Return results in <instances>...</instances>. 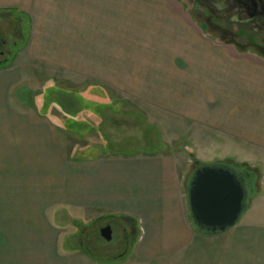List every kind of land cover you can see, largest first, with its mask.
<instances>
[{"label": "crops", "instance_id": "1", "mask_svg": "<svg viewBox=\"0 0 264 264\" xmlns=\"http://www.w3.org/2000/svg\"><path fill=\"white\" fill-rule=\"evenodd\" d=\"M195 8L189 0H0L1 13L28 18L23 44L0 70V103H24L31 71L40 70L32 65L36 60L47 65L43 69L92 72L91 96L79 94L83 104L76 99L80 109L59 104L57 113L39 112L27 99V110H0V144L21 150L14 166L27 168L19 196L1 209L11 217L5 222L10 233L0 238V264H129L97 261L65 245L47 218L58 206L81 219L125 215L126 227L137 232L131 238L134 264L159 254L148 247L181 249L210 239L195 231L189 216L191 145L176 146L170 135L189 136L200 150L214 137L225 150L247 152L237 163L254 167L257 185L243 223L238 220L235 234L224 231L211 241L222 254L239 251L242 228L253 250L264 255V57L218 42L208 18L190 13ZM106 99L138 104L124 111L111 107L108 114L126 115L142 127L141 120H149L157 131L153 139H167L156 140L149 153L104 152L109 141L91 138L102 112L84 107ZM85 114L91 121L82 119ZM69 136L75 145L69 146Z\"/></svg>", "mask_w": 264, "mask_h": 264}, {"label": "rangeland", "instance_id": "2", "mask_svg": "<svg viewBox=\"0 0 264 264\" xmlns=\"http://www.w3.org/2000/svg\"><path fill=\"white\" fill-rule=\"evenodd\" d=\"M9 9L12 10L11 8ZM187 9L190 10V8ZM190 13L195 15L206 14L201 6L196 7L194 12ZM216 18L219 17L217 16ZM219 25L220 22L218 19L217 24L212 22L209 29L213 36H217L215 39H217L218 42H231L239 46V48L251 50L264 57V50L251 48L247 44L249 41L247 39L223 37V35L220 34ZM234 29L235 27H232V30ZM27 30L28 18L26 15L17 14L16 11H10L9 13L0 12V70L9 64L12 59V54L23 44L27 35ZM205 31L209 32L208 28ZM32 65L35 67L40 66V70L37 69L31 71V93L23 94L24 103L18 105L15 101L12 102V100H9L7 102L5 100V102L0 103V110H27V103H25V101L29 99V101L27 100L28 103L31 102L29 105L39 112L45 110L51 113H57L59 111V104H64V107L69 111H75L78 108L80 109L79 104H83V102L86 101L85 98L82 100V97L79 94L88 93V95L91 96L90 92H88L90 87H87V85L91 83L92 72L55 70L53 69V65H50L52 67H50L49 70L48 68L43 69V66L47 65H43L42 63L39 64L38 60L34 61ZM6 90L11 92V87H6ZM6 90L5 92H7ZM66 90H69V98H67V96L65 97L64 91ZM114 95L115 94H113L112 98H115ZM77 96L80 98V102L78 101L79 104L76 102ZM93 99L94 98H91V101H93ZM114 100L116 99H113V101ZM93 102H88L84 108L91 112H102V122L99 131L97 134H93L91 138L95 142H101L104 139L109 141L107 147H104V152H107V149H110L111 153L123 156L136 154L138 152L144 153V151L149 153L147 148L150 146L151 149H154L153 145H157L156 140L160 145L162 143L159 141L162 139L165 141V139H167L166 135H163V137L156 136V140H154V134L157 131L154 124L150 125L147 123L149 120H141L145 123L142 127L132 123L126 115L108 114L111 107L113 111H124L131 108L138 109V104L110 103L107 99L104 100V102ZM90 117V115L85 114L82 119L85 122H89L91 121ZM165 123H167L166 118L163 119L162 128L165 127ZM69 137V146L75 145L76 139L72 136ZM167 137L176 139V146H180L184 143L191 145L192 154L189 155L191 164L188 168L190 174L194 170L192 157H195V159L202 164H213L218 161L227 162V159L230 160L228 162L232 163L238 162V160L243 159L245 157L244 155L247 154V152L237 150H225L224 144L214 137L212 138V143L206 147H202V150H200L199 146H196L189 136L170 135ZM142 147L146 150L141 149ZM11 148L12 145L0 144V211L1 209L7 211V209H5L7 205L5 206L3 204L12 202L14 199L13 195L19 196L21 188L19 187L18 181L24 178V174L22 173L27 170L25 167L14 166V164L21 162L20 160L14 161L15 158L21 156V152H19L21 150H11ZM250 168L254 169L251 165ZM256 185L257 183L254 182V186ZM253 191L251 193L250 191H247L250 193L248 198L250 197L251 199L254 193ZM248 198L246 199V202L250 203ZM9 205L11 204L9 203ZM51 211L56 213L53 216H47V218L57 228L58 239L65 240V245L67 244L69 248H79L82 251L87 252L91 258L105 263H112L115 259H119L118 257L121 256L123 257L122 260H128L129 264H134V261L136 260V248L133 244V240L129 238L131 237L130 228L128 224L126 227V221L123 219L125 218V215H98L91 219H81V217L72 209L65 210L58 206L52 207ZM244 212L238 219L240 223L237 220L239 224L243 223L245 217L242 218V216ZM10 217L11 215L9 216L1 211L0 238H5L7 234L10 233L6 230L7 226H5V222H8L6 218ZM236 223L226 229L225 232H229V230H238L237 226L239 225L236 226ZM106 225L111 228L112 234L110 241H105L99 235V230ZM82 228L83 230L79 233L78 229L80 230ZM195 231L210 239L198 238L193 244L181 249H172L171 247L165 246L148 247V252L160 251H158L159 254L151 256L143 264H264V255L260 256L258 251L253 250L252 240L245 239L250 237H244L246 231H243L242 228L241 236L243 237L240 240V245L242 247L239 251L232 250V253L230 254H222V250L221 253L219 250L221 248L213 247L216 243H214V241L212 243L211 238L218 236V234H222L220 231L215 233ZM236 232L237 231H235L234 234ZM259 245L264 246V243L261 241ZM254 248L256 249L255 246Z\"/></svg>", "mask_w": 264, "mask_h": 264}, {"label": "water", "instance_id": "3", "mask_svg": "<svg viewBox=\"0 0 264 264\" xmlns=\"http://www.w3.org/2000/svg\"><path fill=\"white\" fill-rule=\"evenodd\" d=\"M242 178L219 164H201L194 168L187 185L189 216L201 232H222L233 226L246 210L248 194ZM111 228L99 230L105 241L111 240Z\"/></svg>", "mask_w": 264, "mask_h": 264}, {"label": "flooded vegetation", "instance_id": "4", "mask_svg": "<svg viewBox=\"0 0 264 264\" xmlns=\"http://www.w3.org/2000/svg\"><path fill=\"white\" fill-rule=\"evenodd\" d=\"M192 5L201 6L210 24L220 22L219 30L223 37L247 39L248 46L264 50V0H189ZM219 18H216V17ZM232 27H235L232 30ZM260 40V41H259ZM196 167V166H195ZM194 167V168H195ZM236 169V168H235ZM242 178L245 191H253L254 182L244 169L232 170ZM250 193L247 192L249 195ZM84 227V226H83ZM82 229H78L81 233Z\"/></svg>", "mask_w": 264, "mask_h": 264}, {"label": "trees", "instance_id": "5", "mask_svg": "<svg viewBox=\"0 0 264 264\" xmlns=\"http://www.w3.org/2000/svg\"><path fill=\"white\" fill-rule=\"evenodd\" d=\"M192 160H193V163H194V167L195 166H198V165H201L202 163H200V162H198L194 157H192ZM227 162H224V161H218L216 164H219V165H221V166H223V167H227V168H229L230 170H236L237 169V167L238 168H242V169H244V171L248 174L249 173V175L250 176H254L253 178H251L252 180H253V182H256V179H257V173H256V170H254V169H252V168H250V166H248V164H246V163H237V162H232V163H230V162H228V161H230V160H226ZM236 168V169H235ZM250 200V197H249V199H248V201ZM249 206V203H247V205H246V208ZM126 218V217H125ZM124 219V218H123ZM133 221V220H132ZM133 233H136V227L134 226V225H132V224H130V236L131 237H129L130 239L132 238V234ZM132 240V239H131ZM133 242H134V240H133ZM85 254H87V255H89L87 252H85V251H83ZM90 256V255H89ZM119 259H115V261L114 262H119V261H122V258L123 257H121V256H119L118 257Z\"/></svg>", "mask_w": 264, "mask_h": 264}]
</instances>
